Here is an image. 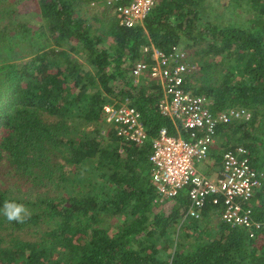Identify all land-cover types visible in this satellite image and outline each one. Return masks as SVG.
I'll return each instance as SVG.
<instances>
[{
    "label": "trees",
    "instance_id": "16d2710c",
    "mask_svg": "<svg viewBox=\"0 0 264 264\" xmlns=\"http://www.w3.org/2000/svg\"><path fill=\"white\" fill-rule=\"evenodd\" d=\"M19 1L0 0V209L14 201L28 214L22 223L0 214V264H264V232L252 239L223 223L210 198L199 218L185 215L183 192L168 213L157 209L151 140L175 127L157 110L158 82L133 84L129 75L135 62L150 60L143 47L184 44L197 65L185 88L210 97L213 112L249 110V120L217 128L210 160L219 164L223 150L236 146L248 150L262 184L251 207L264 220V0H232L255 7L248 24L213 17L209 0H159L131 28L102 2L90 5L99 0H34L38 31L52 44L18 64L2 52L31 32L15 18ZM125 98L141 113L142 145L111 128L100 133L103 107ZM3 178L24 180L35 196H11Z\"/></svg>",
    "mask_w": 264,
    "mask_h": 264
},
{
    "label": "built area",
    "instance_id": "2783aa9c",
    "mask_svg": "<svg viewBox=\"0 0 264 264\" xmlns=\"http://www.w3.org/2000/svg\"><path fill=\"white\" fill-rule=\"evenodd\" d=\"M99 2L110 9L120 26L131 28L142 25L159 0H99L90 5ZM142 52L149 53L150 60L135 62L130 78L133 84L158 82L162 94L157 110L175 127V134L160 128L151 140L148 160L150 182L157 193L154 201L174 200L183 192L190 201L185 215L199 218L210 198L213 205L220 206L223 223L240 227L250 238H256L264 232V220L254 217L251 201L262 184L261 174L250 164L248 150L243 146L225 149L219 164L211 163L207 169H199L210 159L217 128L233 121L249 120V110L229 107L213 112L210 97L185 88L186 77L197 65L180 45H173L168 51L150 45L143 47ZM117 104L103 107L101 135H106L111 128L123 142L144 144L148 134L140 111L128 98ZM119 152H122L121 147Z\"/></svg>",
    "mask_w": 264,
    "mask_h": 264
},
{
    "label": "rangeland",
    "instance_id": "374dc122",
    "mask_svg": "<svg viewBox=\"0 0 264 264\" xmlns=\"http://www.w3.org/2000/svg\"><path fill=\"white\" fill-rule=\"evenodd\" d=\"M208 5L211 7L209 13L213 17H218L219 19H224L226 21L238 24H248L250 20L256 17L255 7L249 4L248 2H243V4L237 6L234 5L232 0H209ZM92 6V5H91ZM102 8V6H100ZM18 13H16L17 18L19 21H26L27 24L31 27L30 34L26 36H21L20 41H18L15 45L7 47V51L5 53L2 52L3 59H11V62H15L18 64L28 62L32 56L36 53L44 51V47L50 46L52 44V40L45 41L44 36L41 35L38 30L39 25L41 24V18L39 16V10L35 4L34 0H20L17 4ZM88 18L90 16L88 15ZM184 44L180 46L183 47ZM185 50V49H184ZM188 53L191 55V51L188 50ZM192 56V55H191ZM33 58V57H32ZM72 58L75 59L82 68L88 69L89 66L83 61L82 58L79 57L77 54H72ZM115 85H118L116 83ZM87 131L91 130V127H87ZM82 130L81 135L84 136L85 131ZM211 151H218L216 140L215 143L211 146ZM64 148L61 147V150ZM213 163L212 159H208L206 163H202L199 167L200 170L207 169L206 166H210ZM214 164V163H213ZM8 179V178H7ZM77 179V177L75 178ZM101 181L100 178H98ZM3 186L8 189L9 194L15 198L20 199H31L35 196L34 189L28 186L24 180L21 179H8L3 178ZM97 187L96 193H101V188ZM174 204V200L164 201L161 205H158L157 209L168 213ZM107 217H109L107 215ZM106 216L104 217V219ZM109 223L114 225L116 223L115 218H110Z\"/></svg>",
    "mask_w": 264,
    "mask_h": 264
},
{
    "label": "clouds",
    "instance_id": "9594fccd",
    "mask_svg": "<svg viewBox=\"0 0 264 264\" xmlns=\"http://www.w3.org/2000/svg\"><path fill=\"white\" fill-rule=\"evenodd\" d=\"M0 214H2L8 222L22 223L28 213L23 204L14 201H5L2 209H0Z\"/></svg>",
    "mask_w": 264,
    "mask_h": 264
}]
</instances>
